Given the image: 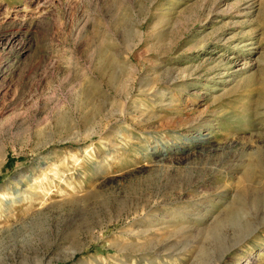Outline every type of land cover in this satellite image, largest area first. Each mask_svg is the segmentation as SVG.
<instances>
[{"label":"rangeland","instance_id":"1","mask_svg":"<svg viewBox=\"0 0 264 264\" xmlns=\"http://www.w3.org/2000/svg\"><path fill=\"white\" fill-rule=\"evenodd\" d=\"M0 264H264V0H0Z\"/></svg>","mask_w":264,"mask_h":264},{"label":"bare ground","instance_id":"2","mask_svg":"<svg viewBox=\"0 0 264 264\" xmlns=\"http://www.w3.org/2000/svg\"><path fill=\"white\" fill-rule=\"evenodd\" d=\"M163 97H164V96H163ZM239 214H241V215H242L243 213H240V212H239ZM252 233H253V230H252V231H250V229H249V231H248V232L245 234V236H247V237H248V235H250V234H252Z\"/></svg>","mask_w":264,"mask_h":264}]
</instances>
